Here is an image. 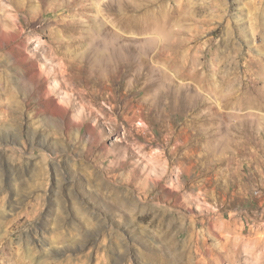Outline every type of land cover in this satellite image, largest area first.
<instances>
[{
    "label": "rangeland",
    "instance_id": "rangeland-1",
    "mask_svg": "<svg viewBox=\"0 0 264 264\" xmlns=\"http://www.w3.org/2000/svg\"><path fill=\"white\" fill-rule=\"evenodd\" d=\"M0 264H264V0H0Z\"/></svg>",
    "mask_w": 264,
    "mask_h": 264
},
{
    "label": "bare ground",
    "instance_id": "bare-ground-1",
    "mask_svg": "<svg viewBox=\"0 0 264 264\" xmlns=\"http://www.w3.org/2000/svg\"><path fill=\"white\" fill-rule=\"evenodd\" d=\"M121 201H123V200H121ZM123 202H125V201H123ZM123 202H122V203H123ZM129 204H130V203H129ZM125 205H126V204H125ZM110 261H111V260H110Z\"/></svg>",
    "mask_w": 264,
    "mask_h": 264
}]
</instances>
